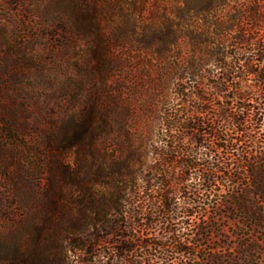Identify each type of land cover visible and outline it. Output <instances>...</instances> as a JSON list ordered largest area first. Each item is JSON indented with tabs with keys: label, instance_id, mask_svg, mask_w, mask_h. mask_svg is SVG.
<instances>
[{
	"label": "rangeland",
	"instance_id": "rangeland-1",
	"mask_svg": "<svg viewBox=\"0 0 264 264\" xmlns=\"http://www.w3.org/2000/svg\"><path fill=\"white\" fill-rule=\"evenodd\" d=\"M177 5L0 0V264L61 260L67 241L49 243L58 225L69 236L91 231L102 218L110 223L118 167L145 174L153 161L148 137L156 140L158 124L195 109L177 92L209 90L210 56L201 69L190 60ZM167 17L176 31L170 52L164 48ZM197 20L204 27L211 16ZM254 83L251 77L247 85ZM261 130L245 146L256 142L264 149ZM134 150L142 155L139 163L131 158ZM239 169L231 166L233 179H221L181 229L192 237L206 220L212 226L193 238L195 250L182 264H212L204 252L209 248L219 263L231 264L245 224L236 207Z\"/></svg>",
	"mask_w": 264,
	"mask_h": 264
},
{
	"label": "trees",
	"instance_id": "trees-1",
	"mask_svg": "<svg viewBox=\"0 0 264 264\" xmlns=\"http://www.w3.org/2000/svg\"><path fill=\"white\" fill-rule=\"evenodd\" d=\"M177 4L179 26L186 28L181 44L188 46L190 60L200 69L210 56L211 87L192 96L184 88L177 92L182 98L190 97L194 111L158 124L157 139L148 137L153 161L145 174L118 167L112 221L96 220L98 227L92 224L91 231L69 236H63L58 225L49 243L67 241L68 249L61 260L52 258L45 264H182L195 250L193 238L212 226L206 220L192 237L181 229L190 226V218L201 212L221 179H233L231 166L240 167L242 188L236 207L245 220L241 243L235 255L230 254L231 264L264 263V149L256 142L245 146L251 133L264 131V40L260 34L264 1L177 0ZM203 14L211 16L204 27L197 20ZM164 29V48L170 52L176 38L172 18H166ZM251 77L255 83L247 85ZM242 82L246 84L241 86ZM138 141L137 145L142 143ZM132 153L133 161L139 163V150ZM204 252L212 264H222L214 248Z\"/></svg>",
	"mask_w": 264,
	"mask_h": 264
}]
</instances>
